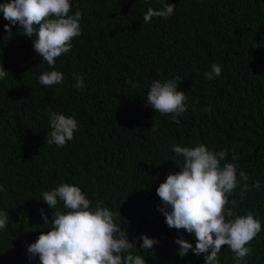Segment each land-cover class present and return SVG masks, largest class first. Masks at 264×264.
<instances>
[{"label": "trees", "instance_id": "16d2710c", "mask_svg": "<svg viewBox=\"0 0 264 264\" xmlns=\"http://www.w3.org/2000/svg\"><path fill=\"white\" fill-rule=\"evenodd\" d=\"M166 2L176 6L171 17L143 23L149 7ZM71 3L70 14L82 12V35L56 60L55 69L36 53L34 38L20 25L5 31L9 22L0 13V63L8 72L0 80V211L9 214L0 233V264H32L28 244L50 227L44 226L41 209L49 221L52 211H65L62 203L49 209L42 193L61 183L81 187L93 204L101 201L120 211L116 222L125 231L133 227L150 239L157 234L155 258L145 251L146 264H205L203 254L173 255L177 237L193 247L195 238L169 228L154 212L150 194L168 166L170 147L181 141L186 147L193 142L227 150L226 162L235 154L249 186L260 181L242 202L239 188L230 199L237 201V214L252 211L261 221L245 260L264 264V0ZM213 63L223 71L209 80L204 71ZM52 70L63 73V84L41 85L38 76ZM73 73L84 77L82 92L74 87ZM174 77L181 78L178 90L189 91L193 100L179 124L146 105L152 81ZM129 80L139 86L133 88ZM208 106L211 111H201ZM49 109L78 121L74 139L62 148L46 144ZM232 257L222 246L221 264H234Z\"/></svg>", "mask_w": 264, "mask_h": 264}, {"label": "clouds", "instance_id": "9594fccd", "mask_svg": "<svg viewBox=\"0 0 264 264\" xmlns=\"http://www.w3.org/2000/svg\"><path fill=\"white\" fill-rule=\"evenodd\" d=\"M175 7L168 2L159 9L149 7L143 15V23H151L153 17L168 19L174 14ZM71 8V0H6L0 3V13L9 22L4 25L5 31L10 33L13 26L20 25L25 36L34 38V50L52 69H55L56 60L72 49L73 39L82 35V12L77 8L70 14ZM222 71L220 64L213 63L210 71H204V76L211 80L219 77ZM7 75L0 63V80ZM73 77L76 80L74 87L82 92L84 77L76 73ZM179 79L153 80L146 94V105L161 115H169L177 124L179 117L193 103L189 91L178 90ZM38 82L53 87L63 84L64 76L57 70L45 71L38 76ZM128 83L133 88L139 86L131 80ZM201 111H211V107ZM48 116L51 131L46 144L62 148L74 139L78 121L74 116L51 109ZM182 137H186L183 129ZM187 145L183 146L181 141L170 147L168 166L150 189L154 212L165 217L169 228L183 229L195 238L193 247L183 236L177 237L178 249L171 248L173 255L183 258L191 251L195 255L203 254L205 264H221L222 246H227L233 254L234 264H247L245 257L253 252L251 243L262 230L261 221L252 211L246 215L237 214L233 210L237 201L230 197L239 188L242 202L251 188H260V181L256 180L250 187L248 174L235 162L237 156L233 154L232 160L226 162L227 150L217 151L205 143L194 145L189 142ZM0 191H3L2 185ZM42 201L51 210L62 203L65 211H52L49 221L41 209L44 226L50 227L28 244L32 264H37L38 260L40 264H146L145 251L152 260L155 258L154 253L159 247L157 234L150 239L132 224L131 231L126 232L116 222L121 216L120 211L117 213L102 206L101 201L93 204L81 187L61 183L44 191ZM8 223V212L0 211V233Z\"/></svg>", "mask_w": 264, "mask_h": 264}]
</instances>
